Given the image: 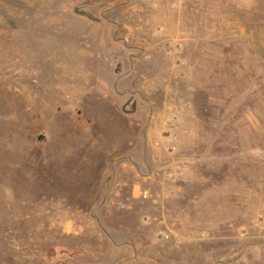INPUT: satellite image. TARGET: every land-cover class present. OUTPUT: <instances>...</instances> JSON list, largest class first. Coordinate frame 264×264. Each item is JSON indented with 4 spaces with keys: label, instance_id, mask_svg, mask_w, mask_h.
<instances>
[{
    "label": "rangeland",
    "instance_id": "1",
    "mask_svg": "<svg viewBox=\"0 0 264 264\" xmlns=\"http://www.w3.org/2000/svg\"><path fill=\"white\" fill-rule=\"evenodd\" d=\"M253 1L0 0V264H264Z\"/></svg>",
    "mask_w": 264,
    "mask_h": 264
},
{
    "label": "water",
    "instance_id": "2",
    "mask_svg": "<svg viewBox=\"0 0 264 264\" xmlns=\"http://www.w3.org/2000/svg\"><path fill=\"white\" fill-rule=\"evenodd\" d=\"M91 7H92V5H90V4H83V5H81V6H79L77 8L76 13L78 15H80V16L87 17V18H89L92 21L98 22L99 20L93 14L85 11V9H88V8H91Z\"/></svg>",
    "mask_w": 264,
    "mask_h": 264
},
{
    "label": "crops",
    "instance_id": "3",
    "mask_svg": "<svg viewBox=\"0 0 264 264\" xmlns=\"http://www.w3.org/2000/svg\"><path fill=\"white\" fill-rule=\"evenodd\" d=\"M251 7L250 8H253V7H255V10L257 9L258 11H257V14H260V15H262V14H264V2H259V1H257V0H255V1H253V2H251ZM253 10V9H252ZM254 10V11H255ZM253 11V12H254ZM256 12V11H255Z\"/></svg>",
    "mask_w": 264,
    "mask_h": 264
},
{
    "label": "trees",
    "instance_id": "4",
    "mask_svg": "<svg viewBox=\"0 0 264 264\" xmlns=\"http://www.w3.org/2000/svg\"><path fill=\"white\" fill-rule=\"evenodd\" d=\"M96 1L114 2L115 0H96Z\"/></svg>",
    "mask_w": 264,
    "mask_h": 264
},
{
    "label": "bare ground",
    "instance_id": "5",
    "mask_svg": "<svg viewBox=\"0 0 264 264\" xmlns=\"http://www.w3.org/2000/svg\"><path fill=\"white\" fill-rule=\"evenodd\" d=\"M36 114L35 113H33V116H35ZM32 116V115H31ZM28 117V116H27ZM28 119V118H27Z\"/></svg>",
    "mask_w": 264,
    "mask_h": 264
}]
</instances>
